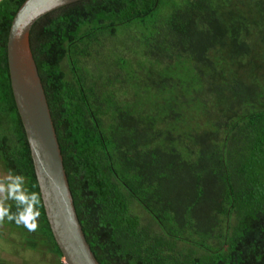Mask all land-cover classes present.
Returning <instances> with one entry per match:
<instances>
[{
  "label": "trees",
  "instance_id": "obj_1",
  "mask_svg": "<svg viewBox=\"0 0 264 264\" xmlns=\"http://www.w3.org/2000/svg\"><path fill=\"white\" fill-rule=\"evenodd\" d=\"M24 1L0 2V169L39 193L6 56ZM113 37L126 55L97 61ZM29 42L98 264H264V0H81ZM39 211L34 232L7 226L60 260Z\"/></svg>",
  "mask_w": 264,
  "mask_h": 264
},
{
  "label": "water",
  "instance_id": "obj_2",
  "mask_svg": "<svg viewBox=\"0 0 264 264\" xmlns=\"http://www.w3.org/2000/svg\"><path fill=\"white\" fill-rule=\"evenodd\" d=\"M81 0H25L14 15L6 43L8 76L23 128L45 218L64 264H98L79 224L44 89L30 48L41 17Z\"/></svg>",
  "mask_w": 264,
  "mask_h": 264
},
{
  "label": "rangeland",
  "instance_id": "obj_3",
  "mask_svg": "<svg viewBox=\"0 0 264 264\" xmlns=\"http://www.w3.org/2000/svg\"><path fill=\"white\" fill-rule=\"evenodd\" d=\"M129 31V30H128ZM136 32L135 29L132 28L130 30V35L134 37ZM103 50L102 52L106 53L99 56L100 60L108 58V54L110 52H115V57L126 55V48L130 45V41L126 38H122L120 40L113 38L103 39ZM101 52V51H100ZM94 60L91 59H82L81 64L85 71L93 72L96 76L99 71H102L104 66L97 67L95 66ZM68 62L64 63L65 73L68 79L71 78L69 74V67L67 66ZM6 175L0 169V176ZM131 213L139 217L142 222H147L150 220L148 215L136 204L131 203ZM153 228L156 230V226L153 225ZM22 238L19 237V234L7 226V221L0 226V261L5 264H64L63 260H58L56 256L46 251H32L29 250L23 243Z\"/></svg>",
  "mask_w": 264,
  "mask_h": 264
},
{
  "label": "clouds",
  "instance_id": "obj_4",
  "mask_svg": "<svg viewBox=\"0 0 264 264\" xmlns=\"http://www.w3.org/2000/svg\"><path fill=\"white\" fill-rule=\"evenodd\" d=\"M40 204V194L25 187L23 175L9 170L6 175L0 176V226L7 221L30 232L38 230Z\"/></svg>",
  "mask_w": 264,
  "mask_h": 264
},
{
  "label": "crops",
  "instance_id": "obj_5",
  "mask_svg": "<svg viewBox=\"0 0 264 264\" xmlns=\"http://www.w3.org/2000/svg\"><path fill=\"white\" fill-rule=\"evenodd\" d=\"M2 0H0V2H1Z\"/></svg>",
  "mask_w": 264,
  "mask_h": 264
}]
</instances>
